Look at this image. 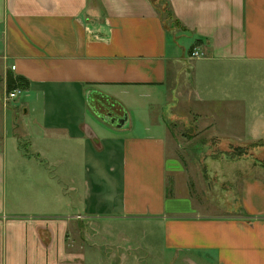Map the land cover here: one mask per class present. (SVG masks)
I'll return each instance as SVG.
<instances>
[{"label": "crops", "instance_id": "1", "mask_svg": "<svg viewBox=\"0 0 264 264\" xmlns=\"http://www.w3.org/2000/svg\"><path fill=\"white\" fill-rule=\"evenodd\" d=\"M262 66L264 0H0V264H135L125 247L153 237L148 224L168 254L264 264V168L223 181L230 200L211 211L191 197L171 129L177 112H204L238 138L221 142L264 144V95L247 103L237 85ZM9 73L29 83L20 123Z\"/></svg>", "mask_w": 264, "mask_h": 264}, {"label": "rangeland", "instance_id": "2", "mask_svg": "<svg viewBox=\"0 0 264 264\" xmlns=\"http://www.w3.org/2000/svg\"><path fill=\"white\" fill-rule=\"evenodd\" d=\"M172 41L173 40H171L170 43H172ZM261 68L262 69H258L257 71H252L251 69H247V67H245L242 80H239V84H237L239 89L243 90L242 94L247 103H253L254 96H256V92H253L254 90H260L264 95V66ZM26 101V95L23 92L17 98L6 103V105L8 104V107L6 106V113L9 121H11L13 116L12 108H15V111L19 108L18 115L15 118L16 122L20 123L25 120V108H23V106ZM183 101L184 102L179 106V110L182 111L183 114H188V110H191V105L187 102V99H184ZM221 105L226 108V106H231L233 103L228 102ZM221 105L216 104V107L221 108ZM162 107L165 111L164 108H167L166 103L159 106L158 109H161V112ZM152 110H156V107H153ZM177 111L178 109L175 110V112ZM165 113L166 115L164 118L167 122H169L168 117L170 113H167L166 111ZM144 114V111H142L140 115L144 116ZM181 114V112H177V114L174 115L175 117L172 118L174 120L172 121L171 129L177 144L181 145L180 148H177V154L180 155L184 165L186 166L188 177L187 185L191 192L192 199L196 202V204L209 205V208L213 207L214 204H226L229 202L228 200H230V196L221 190V184L226 180H229V182L232 183V179H235L234 175L237 172L242 171V169L250 170L252 167L260 168L261 166H259L260 164H258V161L264 162V144L224 143V140H238V138H234L232 135L227 138H221L220 129L215 126L216 119L214 117H205L206 113L202 112L200 114V121L196 122L194 115L184 118L181 117L183 116ZM223 115L225 116L226 113H220V116H217V125L219 127L220 122L224 124V121L221 118ZM230 115L235 116L236 112H232ZM218 117H220V120ZM154 129L155 126L152 123V127L149 128V131L145 132L144 125L139 123L136 129V134H153ZM220 139L224 142H221ZM234 153L241 154L242 156L235 157ZM227 154H230L231 158H228ZM210 169H212V175L209 172ZM13 177L14 175L11 173L8 175L6 195L10 205L9 208L12 206L13 202ZM184 183L185 180L183 184H181V190L178 192L183 196L187 195ZM27 184L28 182L26 183V188H24L23 192L24 199L26 201L29 193ZM69 187L71 186L69 185ZM170 192L174 194L172 190H170ZM175 193H177V191ZM71 197H74V192H69V198ZM171 199L172 198H170V200ZM53 200H55V198ZM179 203L183 204L184 198L180 199ZM210 210L213 211L216 209L210 208ZM202 211L203 210H201V212ZM138 225L141 224H135L134 227ZM146 228H149L148 231L145 230L148 233L155 230L153 237L148 239H145L142 236H139L138 238L135 237L133 241L128 242V247H125L128 248V250H132L130 251L132 254H136L140 257V261H135V264H216L215 260H208L203 253H181L178 257L173 254H168L164 249V243L159 231L160 229H155L151 224H148ZM144 245L148 247L150 256H147V253L144 252L142 254L136 253L138 251V247L143 249Z\"/></svg>", "mask_w": 264, "mask_h": 264}, {"label": "trees", "instance_id": "3", "mask_svg": "<svg viewBox=\"0 0 264 264\" xmlns=\"http://www.w3.org/2000/svg\"><path fill=\"white\" fill-rule=\"evenodd\" d=\"M28 84L29 83L26 79H24L22 77H17L12 73L8 74V77H7V91L8 92H12V91H15L18 89L24 91L28 88ZM227 156H228V158H231L230 154H227ZM234 156L240 157L242 155L238 154V153H234ZM234 156H232V157H234ZM258 164H260L259 166L264 167V162L258 161Z\"/></svg>", "mask_w": 264, "mask_h": 264}, {"label": "built area", "instance_id": "4", "mask_svg": "<svg viewBox=\"0 0 264 264\" xmlns=\"http://www.w3.org/2000/svg\"><path fill=\"white\" fill-rule=\"evenodd\" d=\"M191 57L194 59H203L206 57V53L202 50L195 49L191 53ZM12 70H15V67L12 68ZM22 90L18 89L12 92H8L5 97V103L8 101L17 98L20 94H22Z\"/></svg>", "mask_w": 264, "mask_h": 264}, {"label": "water", "instance_id": "5", "mask_svg": "<svg viewBox=\"0 0 264 264\" xmlns=\"http://www.w3.org/2000/svg\"><path fill=\"white\" fill-rule=\"evenodd\" d=\"M114 121H118L121 126H124L127 122V116H124L123 118L120 119L115 118Z\"/></svg>", "mask_w": 264, "mask_h": 264}]
</instances>
